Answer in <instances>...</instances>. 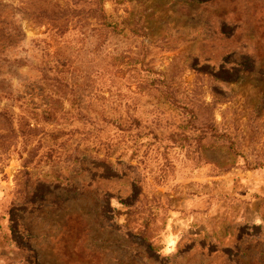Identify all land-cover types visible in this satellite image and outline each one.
<instances>
[{
	"label": "rangeland",
	"instance_id": "374dc122",
	"mask_svg": "<svg viewBox=\"0 0 264 264\" xmlns=\"http://www.w3.org/2000/svg\"><path fill=\"white\" fill-rule=\"evenodd\" d=\"M0 264H264V0H0Z\"/></svg>",
	"mask_w": 264,
	"mask_h": 264
}]
</instances>
